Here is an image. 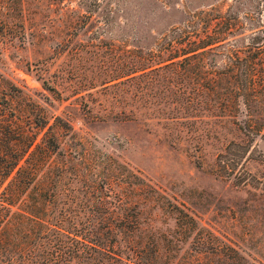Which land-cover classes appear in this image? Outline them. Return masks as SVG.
I'll return each instance as SVG.
<instances>
[{
	"label": "rangeland",
	"instance_id": "obj_1",
	"mask_svg": "<svg viewBox=\"0 0 264 264\" xmlns=\"http://www.w3.org/2000/svg\"><path fill=\"white\" fill-rule=\"evenodd\" d=\"M23 2L13 46H0V71L31 89L49 117L72 121L73 130L55 119L50 125L63 149L87 151L83 180L108 185L105 194L114 202L157 197L156 189L184 203L205 225L222 229L211 221L234 217L229 206L247 197L216 181L211 169L244 132L220 109L194 101L195 77L181 74L187 67L156 65L183 47L176 36L184 22L196 12L214 11L237 13L246 32L210 53L206 71L214 79L219 72L245 70V57L258 53L253 38L264 20V0ZM143 61L152 68L126 76ZM252 152L256 161L248 168L264 184V132Z\"/></svg>",
	"mask_w": 264,
	"mask_h": 264
},
{
	"label": "trees",
	"instance_id": "obj_2",
	"mask_svg": "<svg viewBox=\"0 0 264 264\" xmlns=\"http://www.w3.org/2000/svg\"><path fill=\"white\" fill-rule=\"evenodd\" d=\"M23 6V0H0V46H13ZM183 24L176 36L183 47L156 66L187 67L181 74L195 77L194 101L220 109L244 132L211 169L216 181L247 197L229 206L234 217L218 215L211 221L222 228L216 229L156 189L157 197L143 201L110 200L108 185L83 180L87 151L63 149L50 125L55 119L73 130L72 121L49 117L31 89L0 71V264H264V184L248 168L264 132V20L253 38L256 57H245L247 68L214 79L205 69L207 57L245 34L240 16L199 11ZM147 63H135L126 76L152 68ZM181 93L188 97L186 87Z\"/></svg>",
	"mask_w": 264,
	"mask_h": 264
}]
</instances>
